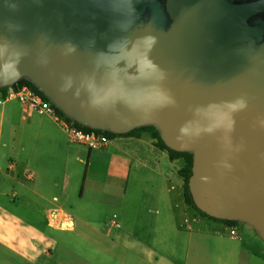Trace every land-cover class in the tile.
<instances>
[{
    "label": "water",
    "instance_id": "95a60500",
    "mask_svg": "<svg viewBox=\"0 0 264 264\" xmlns=\"http://www.w3.org/2000/svg\"><path fill=\"white\" fill-rule=\"evenodd\" d=\"M23 80L80 126L155 128L196 207L264 242V0H0V91Z\"/></svg>",
    "mask_w": 264,
    "mask_h": 264
},
{
    "label": "crops",
    "instance_id": "0c3cea01",
    "mask_svg": "<svg viewBox=\"0 0 264 264\" xmlns=\"http://www.w3.org/2000/svg\"><path fill=\"white\" fill-rule=\"evenodd\" d=\"M13 91H0V264H64L50 263L49 259L54 257L57 247L66 249L69 242L49 230L78 231L80 250L91 260L94 255L100 256L102 264H264V243L260 245L253 233L236 227L239 237L232 238L229 225L203 217L186 204L179 159L173 160L168 151L161 149L151 132L118 135L106 148L94 150L95 153L92 150L85 157L81 151L62 147L54 127L34 118L37 112L11 98ZM15 126H20L24 135L13 155ZM73 162L86 164L87 169L71 212L57 204H65L71 197ZM147 168L162 179L161 204L174 211L179 209L184 220L176 221L175 215L166 217L162 228L151 231L148 243L136 240L132 233L119 231L121 224L114 220L115 216L110 220L115 230L100 229L94 214L100 201L86 200L89 174L93 185L108 180L113 186L124 185L127 193L131 181ZM175 175L181 178L179 199L178 195L171 199L169 192L173 187L166 185ZM39 199L52 207H41ZM156 202L159 206V185ZM54 210L67 213L74 224L77 221L80 225L69 230L53 226L49 214ZM194 219L196 222H192ZM121 253L126 255L123 261L117 257Z\"/></svg>",
    "mask_w": 264,
    "mask_h": 264
},
{
    "label": "rangeland",
    "instance_id": "374dc122",
    "mask_svg": "<svg viewBox=\"0 0 264 264\" xmlns=\"http://www.w3.org/2000/svg\"><path fill=\"white\" fill-rule=\"evenodd\" d=\"M34 118L38 120H43L44 122L52 125L56 131V133L60 137V142H62V147L71 150L72 152L75 150L81 151L85 157L90 150L88 147L78 144H72L69 142L68 137L63 132L58 124L52 122L47 115H39L38 113H34ZM55 125H54V124ZM57 125V126H56ZM20 126H15L13 135V155H16L18 152V143L19 140H22L24 135L23 130L19 128ZM26 135V133H25ZM95 153V151H92ZM87 162V159H85ZM185 162L182 159H179V167L183 168ZM70 169L72 171L71 177V197L67 203L62 204L58 203L57 205H62L66 210L72 212L71 204L78 199L79 192L81 187L84 185V177L86 176V164H79L73 162L70 165ZM87 182V192H86V200H90L96 198L100 201L99 205H96L97 212L94 213L95 221L100 226L102 230H115L116 228L113 227L112 223L110 224V220L113 216H116L114 219L116 222L121 224V228L119 231L129 232L135 236L136 240H140L142 242L148 243L152 239V230L162 228L165 225V219L168 216L177 217L176 221L184 220V215L179 209H174L171 206L164 207L161 203V193L160 188L162 185V179L160 176H157L156 173H153L152 170L149 168L143 169L138 173L137 179L135 181H131L129 184L128 191L126 193L125 186H113V184L108 180H101L99 185L92 184V177L91 174L88 176ZM171 183L167 182V187H173L169 194L173 195L171 199L177 198L178 195L181 198V178L178 175L174 177L171 176ZM159 185V206L156 202V188ZM154 186L156 188H154ZM175 197V198H174ZM51 198V197H50ZM38 204L43 206L44 208L52 207V205L46 201L38 200ZM56 206V205H55ZM159 210V213L157 211ZM115 214V215H114ZM159 221V222H158ZM157 224V226H155ZM76 227L79 226V222L75 221ZM159 227V228H157ZM236 227H242L246 231H250L253 233L254 237H256L257 242L262 245V240L258 238L256 233L247 225L238 223ZM79 228V227H78ZM49 233L60 237V240H68V248H61L57 247L56 250L53 252V258L49 259L50 263H57L62 262L64 264H84L86 262H91L93 264H102V258L98 256L97 258L95 255L93 259H90V256L83 254L80 250V241L81 238L78 234V231L75 232H57L49 230ZM246 239L244 240V244ZM126 255L123 253L118 254L117 257L120 258V261H123V258ZM105 263V262H104Z\"/></svg>",
    "mask_w": 264,
    "mask_h": 264
},
{
    "label": "built area",
    "instance_id": "2783aa9c",
    "mask_svg": "<svg viewBox=\"0 0 264 264\" xmlns=\"http://www.w3.org/2000/svg\"><path fill=\"white\" fill-rule=\"evenodd\" d=\"M10 97L19 100L27 109L31 111L51 117L56 124L60 126L68 137L69 142L72 144L83 145L88 147L90 150H101L106 148L111 140L103 133L82 130L79 128L78 124L69 120L67 117L58 114L56 108L49 101L44 100L27 86L13 91ZM196 220L197 219H194L192 222H196ZM49 221L53 226L64 230L73 229L75 226L69 215L59 210L50 212ZM192 222L186 220V223L188 224H192ZM115 226L118 227V224H115ZM228 231L230 237H239V231L236 226H230Z\"/></svg>",
    "mask_w": 264,
    "mask_h": 264
},
{
    "label": "trees",
    "instance_id": "16d2710c",
    "mask_svg": "<svg viewBox=\"0 0 264 264\" xmlns=\"http://www.w3.org/2000/svg\"><path fill=\"white\" fill-rule=\"evenodd\" d=\"M24 86H27V87L31 88L36 94L41 96L44 100L48 101L46 99V97L32 83H30L28 81H24V80L20 81L17 85H15L12 88V90L16 91V90H18V89H20V88H22ZM7 90H9V89H7ZM7 90H3V91H7ZM57 112H58V114L64 116L60 111L57 110ZM78 126H79V128H81L84 131H88V132L95 131V130L89 129L87 127H83V126H80V125H78ZM140 131H149V132H151L153 134L154 138L157 139L158 146L161 149L168 151L170 156H171V158L173 160L182 159L185 162L184 167L179 171L180 176L184 180V199H185V202L190 208H192L194 211H196L199 215H202L203 217H208L207 215H205L203 212H201L196 207V205H195V203L193 201V198H192L191 191H190L189 182H190V179H191V176H192V173H193V155L189 154V153H178V152H174V151L169 150L166 147V145L163 143V141L161 140L158 131L155 128H153V127L142 128V129L133 131V132L125 134V135H132V134H135V133L140 132ZM97 132L105 134L110 139H113V138L118 136V135L107 133V132H101V131H97ZM214 220H216V219H214ZM216 221H220V220H216ZM220 222H223V223H225V224H227L229 226H236V224H238L237 222H227V221H220Z\"/></svg>",
    "mask_w": 264,
    "mask_h": 264
}]
</instances>
